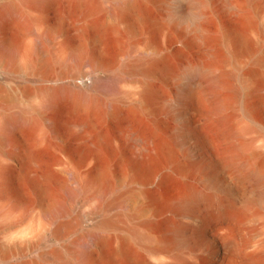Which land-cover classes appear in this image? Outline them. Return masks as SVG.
Listing matches in <instances>:
<instances>
[{
	"label": "rangeland",
	"instance_id": "374dc122",
	"mask_svg": "<svg viewBox=\"0 0 264 264\" xmlns=\"http://www.w3.org/2000/svg\"><path fill=\"white\" fill-rule=\"evenodd\" d=\"M131 1L143 19L121 0H0V42L9 52L0 58V264H83L87 254L90 264H116L93 242L97 235L104 237L109 253L118 242L121 233L116 227L100 230L106 220L123 217L115 198L133 189L130 202L144 205L146 190L132 179L135 167L143 163L123 135L132 128L149 136L151 127L129 104L112 115L115 98L137 99L145 82L161 100L172 97L185 68L202 61L206 49L228 72L232 64L225 57L232 47L220 42L219 22L232 33H247L251 52L241 55L243 71L254 67L255 57L264 52V32L257 26L264 17L257 19L248 10L236 18L223 9L221 0H210L205 19L208 45L170 19V8L179 15L174 7L181 10L185 0ZM149 46L168 61L164 84L158 77L125 74L154 57L145 54ZM8 56H13L12 62ZM97 62L119 80L105 84L99 68L84 77ZM258 67L264 82V62ZM205 92L200 90L202 96ZM84 99L92 101L90 110ZM159 117L173 129L174 117L165 107H160ZM7 118L13 120L5 123ZM97 165L106 170L103 181L96 176ZM122 174L127 175L125 184L118 182ZM171 183L175 190L182 186L176 178Z\"/></svg>",
	"mask_w": 264,
	"mask_h": 264
},
{
	"label": "bare ground",
	"instance_id": "6f19581e",
	"mask_svg": "<svg viewBox=\"0 0 264 264\" xmlns=\"http://www.w3.org/2000/svg\"><path fill=\"white\" fill-rule=\"evenodd\" d=\"M121 1L144 18L131 0ZM209 1L185 0L181 10L174 7L179 15L172 8L169 11L170 19L183 23L202 44L207 43ZM221 6L236 18L247 10L257 19L264 17V0H221ZM7 9L17 10L13 6ZM257 24L264 32V21ZM216 29L220 42L232 47L225 57L232 64L228 72L216 65L214 54L205 48L203 60L185 68L172 97L161 100L153 86L145 82L137 99L130 102L128 96L115 98L112 115L129 104L151 127L149 136L132 128H124L122 134L129 138L143 163L135 167L132 179L146 190L144 205L130 202L133 189L115 198L113 203L124 209L123 217L117 222L106 220L100 230L114 226L121 236L110 253L101 235L93 242L104 250L103 255L114 257L116 264H264V82L258 67L264 62V52L255 57L254 67L243 71L241 55L251 52L246 31L232 33L220 22ZM7 52V44L0 42V58ZM148 52L154 56L150 61L125 74L158 77L164 84L170 73L168 61L151 46L145 54ZM8 57L12 62L13 56ZM98 68L105 84L110 79L119 80V75L100 62L86 70L84 77H92ZM73 88L79 93V87ZM204 89L206 94L202 96L200 90ZM84 100L90 110L92 101ZM160 107L174 117L173 129L168 130L160 119ZM12 120L7 118L5 123ZM205 123L208 129L203 127ZM96 176L103 181L105 168L97 165ZM175 178L182 185L180 189L175 190L171 183ZM126 180L127 175L122 174L118 182L125 184ZM167 190L174 192L169 194ZM241 215L246 216L237 222ZM83 256L81 263L90 264L92 257Z\"/></svg>",
	"mask_w": 264,
	"mask_h": 264
}]
</instances>
